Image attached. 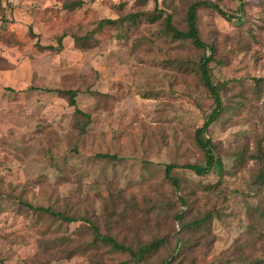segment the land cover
<instances>
[{"label":"rangeland","instance_id":"1","mask_svg":"<svg viewBox=\"0 0 264 264\" xmlns=\"http://www.w3.org/2000/svg\"><path fill=\"white\" fill-rule=\"evenodd\" d=\"M194 1L0 0V264H93V254L103 264L124 260L105 249L68 260L44 255L42 244L64 237L70 246L86 245L88 226L39 221L18 201L86 218L130 247L167 239L152 264L170 256L179 239L192 247L174 264L264 260V226L251 210L258 168L248 159L264 131V89L251 95L248 88L251 79H264V0H243L240 14L235 0H207L235 16L231 22L198 11L199 36L214 49L208 67L214 81L226 83L223 101L231 108L207 132L220 166L203 178L174 169L177 185L165 179L166 165H203L194 132L213 101L196 66L209 51L170 40L162 20L150 23L145 14H171L184 30ZM135 14L133 23L100 29L87 45L74 43L97 32L100 21ZM44 89L78 92V108L90 116L83 135L73 109ZM102 154L117 161L97 159ZM209 211L215 215L202 229L180 231L177 217L190 221Z\"/></svg>","mask_w":264,"mask_h":264},{"label":"trees","instance_id":"2","mask_svg":"<svg viewBox=\"0 0 264 264\" xmlns=\"http://www.w3.org/2000/svg\"><path fill=\"white\" fill-rule=\"evenodd\" d=\"M141 2H145L146 0H138ZM239 3L237 8V12L242 13L243 0H235ZM81 6L80 2L72 4L67 7V10H73L75 8H79ZM209 9L216 14H218L224 20L231 22L235 16L228 14L223 11L217 4L207 1V0H196L189 4L185 11L184 23L185 29H178L173 22V16L171 14H164L162 12H158V10H154L149 16L145 14L147 20L150 23H155L158 20H162V33L165 37L170 38L172 41L181 42L184 44H189L193 48L199 51H209V57H203L199 63L197 64V73L199 76V82L201 86L206 90L210 99L213 101L212 109L205 114L202 125L195 130L194 132V144L200 150L203 155V165H192V164H184L181 167L176 165H166L164 166V175L165 179L168 180L173 185H177V180L172 177L171 173L174 169L181 168L187 171L192 172L195 176L203 178L210 174L214 169L220 166V161L217 159V155L215 153L214 146L207 136L208 129L214 123H216L221 115H223L226 111L231 110L230 106L225 105L223 101V92L225 91L226 83L220 81H214V77L212 74V69L208 66L211 63V56L214 54V49L208 45H206L199 36L198 30V11L200 9ZM138 14L130 15L122 20L112 21V20H104L98 23L97 32H93L85 37H75L74 43L76 45H82L85 43H89L90 36L95 33H98L100 29L105 27L114 26L116 24L122 25L124 22L133 23L137 18ZM30 33H32L30 31ZM58 49L62 47V37L57 40ZM47 50H51L52 47L45 48ZM58 51V50H57ZM254 95H257V92H261L264 89V79L262 78H253L251 79V85L248 87ZM34 89V88H31ZM35 90V89H34ZM8 91H12L8 89ZM46 93L55 94L58 97L64 99L67 102L68 107L73 109V116L75 118V128L78 131L79 135H83L90 124V116L84 112H82L77 105V95L78 92L76 90H50L44 89L42 90ZM264 129V123H263ZM255 148L252 154L249 155V160L253 161L257 170L251 176V186L254 190V194L252 197L256 198L257 204L251 208L252 216L254 217L257 225L264 226V131L257 136L254 137ZM97 159L107 160V161H117L116 156H110L107 154L97 155ZM244 153H241L235 157V162L239 165H242L244 162ZM2 196H0V201ZM19 205L24 208L26 211L34 215L39 221L42 219L51 220V222L55 223L59 221L61 224H71L75 221H81L87 224V230L90 232L89 236L91 237V241L86 245L79 246H70L69 239L64 237L61 238L60 242H54L50 247L46 244L41 245V249L43 254L49 257H53L56 255L62 256V258L68 260L74 257L77 254L88 255L91 250L95 251V253L100 249H105L108 255H117L119 257H123L124 260L117 264H152L151 259L156 257V255L160 252L161 249L166 248L168 246V240L165 238L153 239L152 241L142 244L138 243L136 247H130L125 243L118 242L114 237L108 236L100 233L97 225L86 218L75 219L69 216H66L64 213L56 212L51 208L44 207H34L27 202L18 201ZM215 213L209 211L203 214L199 218H195L190 221L182 220L181 216L177 217L179 221H181L180 231L189 234L193 230H200L204 225L210 222ZM181 239L177 240L176 246L172 254L165 259L159 260L156 264H174L181 262L182 256H186L187 251L192 247L191 244H184ZM179 246V251H176ZM57 250V251H56ZM53 252V253H52ZM94 253V252H93ZM93 264H103L97 257L92 255ZM241 260V261H240ZM239 260L238 264H264V260L262 259H253L249 257H242ZM219 264H228L226 259H221Z\"/></svg>","mask_w":264,"mask_h":264}]
</instances>
